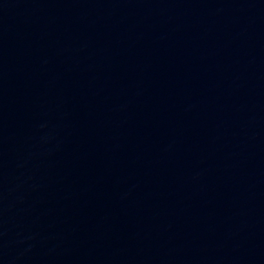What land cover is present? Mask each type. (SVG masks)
Instances as JSON below:
<instances>
[{
    "label": "water",
    "instance_id": "water-1",
    "mask_svg": "<svg viewBox=\"0 0 264 264\" xmlns=\"http://www.w3.org/2000/svg\"><path fill=\"white\" fill-rule=\"evenodd\" d=\"M0 264H264V0H0Z\"/></svg>",
    "mask_w": 264,
    "mask_h": 264
}]
</instances>
